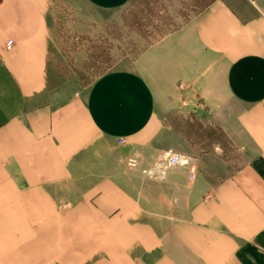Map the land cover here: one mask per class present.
Returning <instances> with one entry per match:
<instances>
[{
    "label": "crops",
    "instance_id": "obj_1",
    "mask_svg": "<svg viewBox=\"0 0 264 264\" xmlns=\"http://www.w3.org/2000/svg\"><path fill=\"white\" fill-rule=\"evenodd\" d=\"M53 3L0 0V264H264V0H208L87 86L51 80Z\"/></svg>",
    "mask_w": 264,
    "mask_h": 264
},
{
    "label": "rangeland",
    "instance_id": "obj_2",
    "mask_svg": "<svg viewBox=\"0 0 264 264\" xmlns=\"http://www.w3.org/2000/svg\"><path fill=\"white\" fill-rule=\"evenodd\" d=\"M208 0H131L99 9L83 0H54L47 49L54 83L87 86L100 74L132 68L135 60ZM229 154L237 159L234 148Z\"/></svg>",
    "mask_w": 264,
    "mask_h": 264
},
{
    "label": "built area",
    "instance_id": "obj_3",
    "mask_svg": "<svg viewBox=\"0 0 264 264\" xmlns=\"http://www.w3.org/2000/svg\"><path fill=\"white\" fill-rule=\"evenodd\" d=\"M10 46H11V40L8 41L7 43V47H10ZM119 141H122V139H119ZM164 158H165L167 165H177V164H187L188 163V159L185 158L184 155H181L176 152L168 151L164 153ZM127 164L131 168L136 167L138 165L137 156L136 155L129 156L127 159ZM150 173L154 174L152 171Z\"/></svg>",
    "mask_w": 264,
    "mask_h": 264
}]
</instances>
